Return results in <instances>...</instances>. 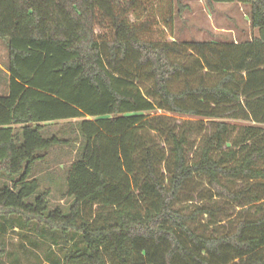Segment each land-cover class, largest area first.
Returning a JSON list of instances; mask_svg holds the SVG:
<instances>
[{
  "label": "trees",
  "instance_id": "1",
  "mask_svg": "<svg viewBox=\"0 0 264 264\" xmlns=\"http://www.w3.org/2000/svg\"><path fill=\"white\" fill-rule=\"evenodd\" d=\"M206 2L249 6L258 37L179 44L167 36L174 0H0V174L17 178L0 187V219L79 238L69 264H264V0ZM186 47L197 61L174 63ZM225 118L248 125L214 121ZM72 121L73 202L51 210L30 177L42 152L72 143L46 126Z\"/></svg>",
  "mask_w": 264,
  "mask_h": 264
},
{
  "label": "rangeland",
  "instance_id": "2",
  "mask_svg": "<svg viewBox=\"0 0 264 264\" xmlns=\"http://www.w3.org/2000/svg\"><path fill=\"white\" fill-rule=\"evenodd\" d=\"M217 5L210 8L206 0H174V30L173 33H167L168 38L179 44L193 42L243 43L250 40V7L240 6L238 3ZM164 29L163 24L159 25L155 34L159 36L158 34L165 31ZM185 50L176 54L173 61L178 65L191 66L197 61V55L188 47ZM7 61L6 45L0 41V65L5 68ZM202 75H205V72ZM210 76L205 79L209 81ZM190 80L192 81V79ZM185 81V79L175 81L172 89H183L186 84ZM151 88L150 83L142 82L141 89L144 93ZM6 92V79L0 72V94H6ZM156 114L170 117L177 125L184 121H191L194 125L203 121L200 118L173 115L161 110H158ZM214 121H223L237 127L248 125L246 122L226 118ZM204 122H208L206 134H212L215 130L214 123L207 120ZM77 123L76 121L55 123L46 126L44 130L45 136L56 135L60 138L70 139L72 142L70 145L56 147L49 152H42L41 155L44 158L36 164L30 177L31 179H39L40 193H48L51 210L60 208L67 212L73 202L66 195V178L70 166L81 155L82 140ZM199 142L198 130H194L192 143L197 147ZM16 179L0 174V187H12ZM203 186L209 189L206 182ZM241 186L242 184H238V187ZM196 198V201L187 206L200 205L202 202L199 201L198 197ZM31 200L33 198L29 199V201ZM228 208L231 209L232 214H237L242 210L235 205ZM10 220L11 223H6L0 219V224L4 225V230L2 227L0 228V264H69L67 255L72 246L79 242V238L73 240L69 237L67 244H65L59 233L46 231L44 226H37L35 223L26 225L16 216ZM208 220L207 216L202 218L203 223H207Z\"/></svg>",
  "mask_w": 264,
  "mask_h": 264
},
{
  "label": "crops",
  "instance_id": "3",
  "mask_svg": "<svg viewBox=\"0 0 264 264\" xmlns=\"http://www.w3.org/2000/svg\"><path fill=\"white\" fill-rule=\"evenodd\" d=\"M238 5L243 6V5H241V4H238ZM214 6H218V5L216 4V5H214ZM249 18H250V17H249ZM250 27H251V24H250ZM250 36H251L250 40H247V41H252L254 38L258 37V31H257V30H253V29L251 28ZM247 41H244V42H247ZM235 43L238 44V42H235ZM1 71L7 73L6 69L0 65V72H1Z\"/></svg>",
  "mask_w": 264,
  "mask_h": 264
}]
</instances>
